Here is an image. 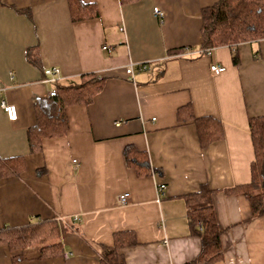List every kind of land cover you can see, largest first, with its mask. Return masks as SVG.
<instances>
[{"label": "crops", "instance_id": "obj_1", "mask_svg": "<svg viewBox=\"0 0 264 264\" xmlns=\"http://www.w3.org/2000/svg\"><path fill=\"white\" fill-rule=\"evenodd\" d=\"M82 1L95 3L99 17L72 21L67 0H0V101L17 111L11 121L0 107V158L23 156L26 164L17 176H0V230L53 219L64 248L39 260L28 247L13 263L0 245V264H99L100 245L126 229L138 241L121 251L126 264H185L200 243L189 234L182 196L201 183L222 191L250 180L248 119L264 115V39L235 46V65L228 46L197 53L201 8L216 0ZM213 64L224 70L214 74ZM48 67L59 69L63 84L96 73L103 88L90 104L67 108L63 137L43 139L42 151L30 153L33 102L54 86L44 80ZM201 117L220 125L204 147ZM128 144L146 151L152 175L138 177L126 165ZM123 192L129 197L119 205ZM212 204L223 230L214 264H264V214L254 216L242 195L219 192Z\"/></svg>", "mask_w": 264, "mask_h": 264}, {"label": "trees", "instance_id": "obj_2", "mask_svg": "<svg viewBox=\"0 0 264 264\" xmlns=\"http://www.w3.org/2000/svg\"><path fill=\"white\" fill-rule=\"evenodd\" d=\"M139 0H119L120 4ZM72 21H83L99 17L95 3L82 0H67ZM201 49L228 46L232 51V61L238 64L235 49L240 43H251L264 39V0H216L201 8L199 28ZM183 47L170 50L178 54ZM31 52V50H30ZM33 52V50H32ZM31 52V54H32ZM30 58L38 61L36 54ZM104 77L89 72L81 74L68 84L54 83L55 95L36 98L33 102L35 124L27 129L30 153L42 151V141L46 138L63 137L68 129L67 108L73 105L90 104L103 88ZM180 110V109H179ZM197 134L201 145L219 137L220 125L217 119L201 117L195 119ZM248 132L253 149L250 163V180L222 191L211 189L201 183L195 191L182 196L187 206L189 234L198 237L200 247L196 256L185 264H214L223 256L221 235L223 230L217 223L213 196L219 192L225 195H242L248 201L254 216L264 214V115L248 119ZM126 165L138 177L153 174L146 151L128 144L123 149ZM25 157L0 158V176L13 177L25 168ZM45 169H37V175ZM138 243L134 230L115 231L111 245H100L99 264H126L123 249ZM0 245H7L13 263L23 257L20 251L37 248L39 260H49L63 255L59 224L53 219L39 220L22 226L4 227L0 230Z\"/></svg>", "mask_w": 264, "mask_h": 264}, {"label": "built area", "instance_id": "obj_3", "mask_svg": "<svg viewBox=\"0 0 264 264\" xmlns=\"http://www.w3.org/2000/svg\"><path fill=\"white\" fill-rule=\"evenodd\" d=\"M154 13L155 15L159 16L160 18H162V13L161 11L156 7L154 8ZM103 49L109 51L110 48L107 46H103ZM213 48H207V49H199V51L197 53L199 54H206V55H210L211 51ZM145 66L142 65L141 68H144ZM129 71H132V65H130L128 67ZM210 70L214 73V74H219L220 72H222L224 70V67L217 65V64H213L210 66ZM58 73H59V69L57 67H48L44 69V80L47 82H51V83H55L56 81H58ZM48 95H55V90L54 88L49 90L47 92ZM0 107L3 109V111L5 112L7 118L9 120H15L17 118V111H16V107L13 104L7 103L5 100H1L0 101ZM165 190H166V185L161 183L157 186V198L160 199L162 196H164L165 194ZM129 197V193L128 192H123L120 193L117 197V202L119 205H125L127 203ZM65 256H68V253L65 254Z\"/></svg>", "mask_w": 264, "mask_h": 264}]
</instances>
